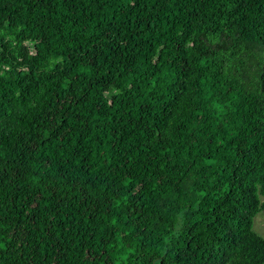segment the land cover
Wrapping results in <instances>:
<instances>
[{"label":"trees","instance_id":"trees-1","mask_svg":"<svg viewBox=\"0 0 264 264\" xmlns=\"http://www.w3.org/2000/svg\"><path fill=\"white\" fill-rule=\"evenodd\" d=\"M264 0H0V264H264Z\"/></svg>","mask_w":264,"mask_h":264},{"label":"rangeland","instance_id":"rangeland-1","mask_svg":"<svg viewBox=\"0 0 264 264\" xmlns=\"http://www.w3.org/2000/svg\"><path fill=\"white\" fill-rule=\"evenodd\" d=\"M254 229L264 237V211L260 212L254 220Z\"/></svg>","mask_w":264,"mask_h":264}]
</instances>
